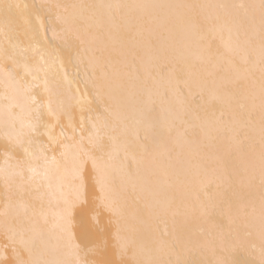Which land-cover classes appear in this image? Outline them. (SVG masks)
Masks as SVG:
<instances>
[{
	"label": "bare ground",
	"instance_id": "obj_1",
	"mask_svg": "<svg viewBox=\"0 0 264 264\" xmlns=\"http://www.w3.org/2000/svg\"><path fill=\"white\" fill-rule=\"evenodd\" d=\"M3 1L0 264H264V0Z\"/></svg>",
	"mask_w": 264,
	"mask_h": 264
},
{
	"label": "rangeland",
	"instance_id": "obj_2",
	"mask_svg": "<svg viewBox=\"0 0 264 264\" xmlns=\"http://www.w3.org/2000/svg\"><path fill=\"white\" fill-rule=\"evenodd\" d=\"M2 1H3V0H0V10L2 9L1 12H0V13H1V14H0V18H3V17H5V16L8 17L7 13L5 14V12H7L6 9H5V6H6V4H7V1H5V4L3 3L4 1H3V2H2ZM19 1H21V0H19ZM8 2H9V1H8ZM21 2H22V1H21ZM24 2H25L26 4L29 3V5H31V4L34 5V1H33V0H25ZM8 4H9V3H8ZM27 5H28V4H27ZM33 5H32V6H33ZM30 7H31V6H29V8H30ZM29 8H28V6H27V9H28V10L25 9V11H24L23 14H24L26 17L29 16L28 18H31L30 20L32 21L33 25L35 24L36 27H38V24L36 23V22H38V21L36 20V22H35L34 19H35V18H36V19H37V18H39V19H43V17H44V19H45V17H48V16H47L48 14H47V13H44V15H45V14H47V15H46V16L43 15V17H40L41 14H43V13L38 12L40 9L37 11V8H36V7H35V8L32 7L31 9H29ZM32 9H33V11H30V10H32ZM35 10H36V11H35ZM4 11H5V12H4ZM26 11H27V13L25 14ZM34 11H35V13H33ZM3 12H4L5 15L3 14ZM41 12H43V11H41ZM36 13L39 14V16L37 15V17L34 18V16L36 15ZM13 14H14L15 16H14ZM27 14H28V15H27ZM34 14H35V15H34ZM3 15H4V16H3ZM10 15H11V13L9 14L10 19L12 18V19H11V22H14V21H13V18L16 17L18 20H17L16 18H15V19L19 22V24L22 23V22H20V20H19L20 16L18 15V13H12V16H10ZM1 16H2V17H1ZM17 21H15L16 23L14 22V24H16V25H15V27H13V29H15L14 31L17 30L16 33L19 34V33H18V30H20L21 26L17 29V24H18ZM10 24L13 25V23H10ZM13 26H14V25H13ZM11 27H12V26H11ZM14 31H12V33L16 34ZM20 37H23V36L21 35V36H19V38H20ZM14 38H15V37H14ZM14 38H12V39H14ZM12 39H10V40L13 41ZM24 39H25V37H24V38H21L22 41H24ZM15 40H18V37L15 38ZM25 40H26V39H25ZM7 45H8V44H7ZM7 45H5V47H7ZM52 45H53V44H52ZM50 46H51V44L49 45V47H50ZM53 47H54V46H51V47H50V50H51V51H52ZM8 48H9V47H8ZM63 48H64V49H63ZM67 48H68V47H66V48H65V47H62L61 49H62L63 51H62V50L60 51V48H59V53H60V56L62 57L63 62L66 61L65 59L68 60V58H66V57H68V54H69L70 52H72L71 49H67ZM54 51H55V50H54ZM63 57H65V59H64ZM6 61H7V63H8V60H6ZM9 63H11V62H9ZM46 121H48L47 118H46ZM44 126H46V124H43V125L41 126V128H43ZM57 127H60V126L58 125ZM40 136L42 137L41 139L44 138V136H42V135H40ZM1 140H2V139H1ZM2 142H3V140H2L0 143H2ZM2 144H4V142H3ZM5 144H6V143H5ZM1 146H2V145L0 144V155H1V153H3L5 150H7V148H5L6 145H3V146H5V147H4L5 149H3ZM2 149H3V150H2ZM13 150H14L13 152L15 153L16 150H15V149H13ZM1 151H2V152H1ZM11 151H12V150H11ZM19 151H20V150H19ZM19 151H18V149H17L16 153L18 154ZM20 152H21V151H20ZM19 154H20V153H19ZM15 155H16V154H15ZM17 156H18V155H17ZM18 157H21V155H19ZM99 230H101V232L104 231V230H102V229H99ZM105 250H106V248H104V249L102 250L104 256L100 259L99 264H105V263H107V262H110V261H109V258H110L109 255H111V254H106Z\"/></svg>",
	"mask_w": 264,
	"mask_h": 264
}]
</instances>
